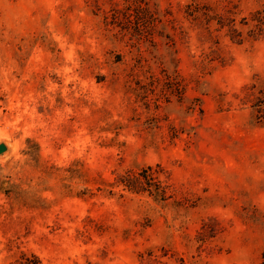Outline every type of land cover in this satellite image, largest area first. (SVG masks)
I'll use <instances>...</instances> for the list:
<instances>
[{
	"label": "rangeland",
	"instance_id": "374dc122",
	"mask_svg": "<svg viewBox=\"0 0 264 264\" xmlns=\"http://www.w3.org/2000/svg\"><path fill=\"white\" fill-rule=\"evenodd\" d=\"M0 264H264V0H0Z\"/></svg>",
	"mask_w": 264,
	"mask_h": 264
},
{
	"label": "water",
	"instance_id": "95a60500",
	"mask_svg": "<svg viewBox=\"0 0 264 264\" xmlns=\"http://www.w3.org/2000/svg\"><path fill=\"white\" fill-rule=\"evenodd\" d=\"M6 151V147L3 144H0V154L4 153Z\"/></svg>",
	"mask_w": 264,
	"mask_h": 264
}]
</instances>
